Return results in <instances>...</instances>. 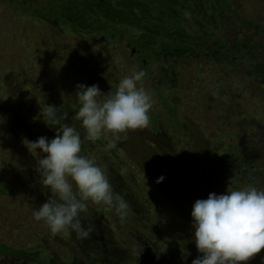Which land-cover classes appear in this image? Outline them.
Segmentation results:
<instances>
[{"label":"rangeland","instance_id":"rangeland-1","mask_svg":"<svg viewBox=\"0 0 264 264\" xmlns=\"http://www.w3.org/2000/svg\"><path fill=\"white\" fill-rule=\"evenodd\" d=\"M28 1L30 0H0V11L6 8L10 14L20 15L13 7L20 8L24 5L28 8L25 10L28 13L42 15V18L37 19L28 17L32 21L28 20V24L25 23L22 27V22H15L22 39H16V31L6 30L1 23L4 21L0 18V65L7 67L2 70L22 67V70L28 71L30 75L40 77L43 84H50V91L42 93L36 90L39 95L27 102L24 98L23 104L29 103L30 108L37 107L41 110L57 93L59 100L75 103L78 111L81 105L75 96L77 84H96L106 94L111 89L114 90L124 76L134 70H143L146 73L143 86L154 99V106L150 111V126L143 131L138 130L147 142L155 149L161 150L168 161L189 174L193 163L190 142L207 143L219 154L233 155V165L243 159L244 153L252 154L255 165L260 166L250 168L253 174L257 173L255 181L245 179L244 169L240 168L229 175L228 183L234 189L243 188L248 184L264 189V72L258 73L256 69L257 63L264 65V29L257 35L243 25V19H246L264 27V0H195L194 4L182 0H123L122 4L133 2L136 9L124 6L125 14L116 15L117 18L112 19L110 27H115L114 30L121 36L116 40L107 41L100 37L103 28L99 29V26L93 25L94 18L85 23L82 17L98 14V11L92 10L91 7L86 9L87 4L114 13L118 7L115 0H81L82 2L72 5L69 10L78 13L80 21L84 24L83 31L78 33L76 21L69 23L64 19L65 27L68 28L63 30L57 26L58 19H61L67 10L61 9L58 2ZM134 2H141V8L140 4ZM156 3L159 4L160 11L169 6L164 13L169 20L168 24L165 17L152 14V6ZM222 3L226 4L225 7ZM2 15L5 16L4 11ZM47 19L55 22L60 33L58 40L51 41L52 30L48 22L45 24ZM166 34L175 35L173 39L168 40L170 46L164 49L170 57L164 52L162 57L158 56L159 61L150 66L149 71L138 69L144 59L142 55H139L140 58L135 55L137 49L131 48L128 38L141 36L155 42L164 41ZM37 39L43 41L46 48L56 51L60 59L48 64L44 58H39L40 54L35 50ZM59 40H67V51L54 48ZM23 53L28 54L25 60L20 59ZM247 57L255 62L251 67L246 65ZM164 68L170 70L169 78L162 73ZM13 73L16 79L12 78L11 82L19 80L18 71ZM161 77L167 79L168 83L159 89ZM172 94L178 98L176 104L173 102L174 98L170 97ZM166 95L170 99H164ZM7 104L0 100V105L8 112L5 120L0 115V188L3 189V193H0V242L36 250L40 240L45 238L49 244L44 253L46 256L49 252L56 251L62 261L64 256H69L68 259L72 260V255H80V251L85 252L78 244H72L70 235L60 234L57 239L49 233L43 222H37L33 218V211L46 202L49 195V190L42 186L40 177L34 170L36 161L40 158V150L30 153L27 148L28 141L37 140L32 138L30 133L38 130L32 125L21 128L17 120L23 110L18 113L11 109L12 105L9 104V107ZM173 107L178 115L177 121L170 120L169 109ZM77 122L82 124L81 121ZM43 125L45 129L46 125ZM80 130L84 134L83 127ZM88 142L94 144L87 147L89 157L108 169L109 180H112L113 172L119 176L123 170V174H128L135 183V193L128 195L125 192L124 195L131 211L125 220L152 239L158 221L166 219L167 230L172 233V245L169 248L175 252L187 253L192 263L197 254H193L188 247L179 250L173 245V238H177L178 232L193 230L192 223L188 222L186 226L158 189L148 183L144 175H140L137 167L133 168L132 162L127 160V155L122 149H118L119 142L115 149L107 151L105 139L95 143ZM125 184L127 187V181ZM112 186L114 193L121 189L119 182ZM5 188H11V192L5 193ZM101 214L102 212L97 218ZM101 216L106 218V225L114 229L118 227L114 220H109L103 214ZM81 220L85 227L92 225L99 228L89 217V211L81 215ZM116 233L117 230L114 231V234ZM126 242L129 245V242ZM65 245L68 247V253ZM155 248H162L166 255L169 250L159 242L151 250L155 251ZM0 264L27 263L13 261L10 257L0 254ZM46 264H49L48 256ZM248 264H264V254L261 252Z\"/></svg>","mask_w":264,"mask_h":264},{"label":"trees","instance_id":"trees-1","mask_svg":"<svg viewBox=\"0 0 264 264\" xmlns=\"http://www.w3.org/2000/svg\"><path fill=\"white\" fill-rule=\"evenodd\" d=\"M44 1L46 2L48 0ZM54 1L59 3L61 9H67L65 10V15L61 16V19H58L57 26H59V28H62L63 30L64 28H68L65 27V23L63 22L64 19H66L69 23L71 21H76L78 24L76 25L77 33L82 32L84 24H82V22L80 21L79 14L74 10H69L72 5L82 1ZM115 1L118 2V7L115 8L114 13L106 11L105 8H98L96 5L87 4L86 9H88V7H91L92 10L98 11V14L88 15L87 18L86 15L82 17L85 23H87V21L91 18L95 19L93 21V25L99 26V29L103 28L100 37H104V41H107L108 39L116 40L120 38L121 35L117 33L116 30H114L115 27L112 26L111 28L110 25L112 19L117 18L116 15L125 14L126 11L124 6L130 7L131 9H136V7H133V2H124V4H122L121 2H123V0ZM193 1L195 0H182V2H192V4H194ZM22 2L21 4H24ZM28 2L33 1L30 0ZM134 3L140 4L139 8H141V2ZM225 5L226 4L222 3V6L225 7ZM158 6V3L152 6V14L165 17L164 19H166L167 17L164 16V13L167 12L166 9L169 8V6L167 5L162 11H160V7ZM13 9L20 15L10 14L9 10L4 8L2 11H0V18L4 21L1 23L4 25L6 30H12V32L16 31V36H18L16 37V39H22L19 35V32L17 31L18 29L15 22H22V27L23 24H28V20L32 21V19L28 17L33 16L35 17V19H37L42 18V15H33L31 13H28L27 11H25L28 8L24 5H21L20 8L15 6L13 7ZM3 11L5 12V16L2 15ZM168 21L169 20L166 19V24L169 23ZM47 22L50 24V28L52 30V33L50 34L51 41L58 40L60 37V33L55 26V22L49 19L46 20L45 24H47ZM243 25L247 30H253V32L257 35H259L264 29L263 26L255 25L252 22H248V20L246 19H243ZM40 27L42 28L43 26L40 25ZM174 37V34H166V36H164V41L156 40L155 42H151L141 36H130L128 38L130 45L136 46L137 49L141 51V55L146 59L147 63L146 64L142 61L139 64L140 68L138 69H146V71H149L150 66H152L154 63H157L160 59L158 58V56L161 55L160 57H162L164 55V52L169 58V54L164 49L166 46H170L168 40H171ZM66 42L64 40H59L56 42L57 46L54 45V48L61 49V51H67L69 49V46ZM258 44L260 47V43ZM257 45L256 47L258 48ZM81 48L83 49L84 47L81 45ZM231 48L233 50V45H231ZM234 48H236V46ZM35 50L40 54L39 58H44L46 62H48V64H52L53 60L58 61L60 59L56 51L50 48H46L45 43L43 41H39L38 39ZM27 57L28 54L23 53L20 59L25 60ZM246 61V65L248 67H251V64L254 62L252 58L248 59V57L246 58ZM1 63L2 59H0V64ZM263 67L264 65H259V63H257L256 69H258V73L262 71L264 72ZM6 68L7 67H3L2 65H0V100L6 104L9 103L10 105H12L13 107L11 106V109L13 111L20 113L23 110L22 114L17 120V123L21 128H27L29 125L36 127L38 131L35 130L33 133L29 132L32 138L37 139L38 137L45 136L49 140H51L56 134L55 129L50 128L49 126L47 127V124L44 122L41 116V112H43L47 105L60 107L61 114L67 113L68 119L63 121V123H67L69 126L75 127L83 137L84 134L80 130L82 124L73 119L74 115L78 112L77 105L75 103L72 104L66 102L65 100H59V95L56 93L50 99V102L47 103L45 107L43 106L41 110L37 107L30 108L31 105H28L29 103H26L27 105L23 104V99L26 98V102L28 100L31 101V98H35V95H39L36 90L42 93L50 91V84H43L40 77L30 75L28 71L24 69L22 70V67L13 70H2ZM16 70L18 71L17 75H19V80L11 82L12 78L16 79L13 73ZM169 72L170 70L168 68H164V70H162V73L166 78H169ZM165 83H168L167 79L161 77V83L159 84L158 88L162 89L161 86ZM170 97L174 98L173 102L174 104H176L178 98L174 94H172ZM170 97L166 95L164 99L167 100V98L170 99ZM9 104L7 105L9 106ZM169 110L170 120L177 121L178 115L174 107ZM0 115L3 120H5L8 115L7 110L1 105ZM43 124L46 125L45 129ZM177 125L180 127L181 132H183L184 130L181 128V126L179 124ZM48 131H50V133H48ZM190 143V148L192 147L191 150L193 155V163L190 174L184 172L183 170L179 169V167L174 163L168 161V158L163 154V152L161 150L155 149L151 143L147 142L145 138L140 135V132L138 130L130 131L128 133L127 140L119 142L118 145V149H122L123 152L127 155V160H130L132 162L131 163L129 161L133 165V168L134 166L137 167V171L140 173V175H144L147 182L158 189L159 193L163 195V197L172 205L176 215L182 218V222H184L186 226L188 225V222L192 223L191 211L196 200L207 199L210 193H216L217 195L224 194L227 188L229 190H235L234 188L230 187L228 178L230 174H233L237 169L240 168L244 169L243 173L245 179H249L252 182L255 181V176H257V173L253 174L250 171V168L260 167L259 165H255V158L252 154L244 153V160L240 159L236 161L235 165H233L231 160V157L233 155L225 156L223 154H219L207 143ZM91 145L92 144H89L88 141H85L82 146V154L89 156L87 147H90ZM236 157L237 159L239 158L238 152L236 154ZM161 177H163V180H160ZM126 181L127 187L125 184ZM118 182L120 183L121 189H119L118 192L114 193L115 196H123L124 198L125 192L128 195H132L135 193V183L128 174L124 173L119 174L118 176L117 173L113 172V178L112 180H110V183L112 185H117ZM2 190L3 189L0 188V193H3ZM4 191H6L5 193L11 192V188H5ZM121 193L122 196H120ZM88 208L89 217L91 218V220H94L98 224L99 228L91 225L94 228V231L91 233L90 238L84 239L82 241L76 238L75 233H72L69 236L72 244H78L79 248H81L85 253L80 251V255H72L74 257V259L72 260L68 259L69 256H64V261H62V258H60L58 252L52 251L47 254L49 264H192L187 253H183L180 251L175 252L174 250L169 248L172 245V233L170 230H167L168 227H166L165 224L166 219H163L161 221L157 220L159 222L158 227L151 239L150 237H146L145 234H142L138 228L131 226L130 223L125 220L126 218L123 221L125 224L122 223L119 217L116 215L114 209H109L105 205H96L91 202L88 203ZM100 212H102V214L105 215L109 220H114V222L118 224V227L114 229V227L106 225V218L104 216H101L102 214L97 218V215L100 214ZM110 212L114 214H111ZM128 212L131 213L129 209ZM94 221H91V223H93ZM115 230H117L116 234H114ZM49 233L55 238L58 237V235H53L51 232ZM193 235L194 230H184L180 233L178 232V234L176 235L177 238H173V245L176 246L175 249L181 250V248L183 247H185L186 249L188 247L193 254L200 255V253H198L197 251ZM126 241L129 242V245ZM134 241H136L137 243ZM125 242L127 243V245L125 244ZM157 242H159L160 245L163 244V247L169 248V250H167V255L163 253L162 248V250L159 248H155V251L151 250V248L156 245ZM138 243L143 246V252L136 262V259L131 254V249L134 245L139 246ZM179 244H181V246H179ZM48 247V240H45V238L40 240V243L39 245H37L36 250H31L30 248L22 249L0 242V254L6 257H10L13 261L25 262L27 264H46L47 256L44 253L47 251ZM64 248L68 253V247L65 245ZM83 248L90 249L85 250ZM261 252L264 254V250H262Z\"/></svg>","mask_w":264,"mask_h":264},{"label":"clouds","instance_id":"clouds-1","mask_svg":"<svg viewBox=\"0 0 264 264\" xmlns=\"http://www.w3.org/2000/svg\"><path fill=\"white\" fill-rule=\"evenodd\" d=\"M145 76L143 70H134L106 94L96 84H77L75 96L81 106L73 119L82 122L83 137L75 127L63 123L68 114H61L60 107L47 105L41 112L56 134L51 140L41 136L28 141L30 153L40 150L34 170L49 190L46 202L32 215L53 235L75 233L78 240L90 238L94 228L85 227L81 220L89 211V202L114 209L121 222L128 216L129 205L114 195L107 169L82 154V146L85 141L105 139V150L115 149L130 131L150 126L154 99L143 86ZM191 218L200 253L192 264H248L264 250V189L253 184L196 200ZM142 252L143 246L131 249L136 262Z\"/></svg>","mask_w":264,"mask_h":264},{"label":"flooded vegetation","instance_id":"flooded-vegetation-1","mask_svg":"<svg viewBox=\"0 0 264 264\" xmlns=\"http://www.w3.org/2000/svg\"><path fill=\"white\" fill-rule=\"evenodd\" d=\"M133 47H135L136 49H137V47L136 46H131V48H133ZM135 53V52H134ZM133 53V54H134ZM136 56H139V55H141V51L139 50V49H137L136 50V54H135ZM144 59V61L143 62H145L146 63V60H145V58H143Z\"/></svg>","mask_w":264,"mask_h":264},{"label":"water","instance_id":"water-1","mask_svg":"<svg viewBox=\"0 0 264 264\" xmlns=\"http://www.w3.org/2000/svg\"><path fill=\"white\" fill-rule=\"evenodd\" d=\"M133 53L135 52V50L132 51Z\"/></svg>","mask_w":264,"mask_h":264}]
</instances>
